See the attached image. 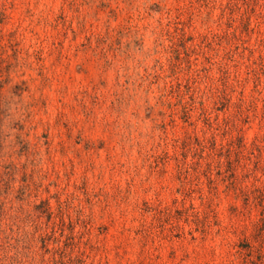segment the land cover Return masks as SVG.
Masks as SVG:
<instances>
[{
    "label": "rangeland",
    "instance_id": "1",
    "mask_svg": "<svg viewBox=\"0 0 264 264\" xmlns=\"http://www.w3.org/2000/svg\"><path fill=\"white\" fill-rule=\"evenodd\" d=\"M0 264H264V0H0Z\"/></svg>",
    "mask_w": 264,
    "mask_h": 264
}]
</instances>
